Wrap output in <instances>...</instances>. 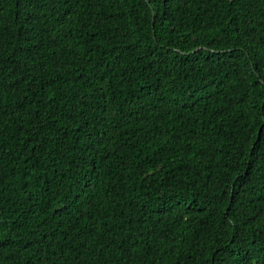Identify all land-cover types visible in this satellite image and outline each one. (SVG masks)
I'll list each match as a JSON object with an SVG mask.
<instances>
[{"label": "trees", "instance_id": "obj_1", "mask_svg": "<svg viewBox=\"0 0 264 264\" xmlns=\"http://www.w3.org/2000/svg\"><path fill=\"white\" fill-rule=\"evenodd\" d=\"M0 264H264V0H0Z\"/></svg>", "mask_w": 264, "mask_h": 264}]
</instances>
